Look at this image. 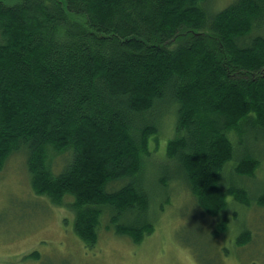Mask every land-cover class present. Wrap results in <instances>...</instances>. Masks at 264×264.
Segmentation results:
<instances>
[{"label": "trees", "instance_id": "trees-1", "mask_svg": "<svg viewBox=\"0 0 264 264\" xmlns=\"http://www.w3.org/2000/svg\"><path fill=\"white\" fill-rule=\"evenodd\" d=\"M204 1L0 0V169L26 149L33 190L74 212L88 246L107 210V228L137 243L154 229L156 196L139 174L162 105L176 113V134L156 184L175 166L210 215L229 195L250 202L234 177L253 176L261 159L236 136L264 130V0L214 14ZM69 149L56 172L53 159ZM249 239L244 231L238 242Z\"/></svg>", "mask_w": 264, "mask_h": 264}, {"label": "rangeland", "instance_id": "rangeland-1", "mask_svg": "<svg viewBox=\"0 0 264 264\" xmlns=\"http://www.w3.org/2000/svg\"><path fill=\"white\" fill-rule=\"evenodd\" d=\"M233 1L206 0L203 5L214 14ZM152 120L159 134L150 139L151 154L146 157L150 166L139 174L144 188L156 196V206L152 205L148 216L152 232L138 243L129 235L117 234L107 228V210L100 218L98 241L86 245L74 230V212L33 190L27 150L21 147L0 169V264H264V205L257 201L264 194V130L250 128L247 134L236 136L242 151L261 159L253 176L234 177L249 192V204L229 195L227 208L210 215L197 205L189 186L175 178L177 167H168L174 175L168 184L163 188L156 184L153 177L162 175L163 163H170L165 162V155L168 141L176 134V113L162 105ZM70 153L69 149L52 158L56 172ZM227 167L225 181L232 173ZM118 186L111 183L109 189ZM224 219L226 230L220 228ZM244 231L250 239L242 244L238 237ZM34 251L39 256H30Z\"/></svg>", "mask_w": 264, "mask_h": 264}]
</instances>
